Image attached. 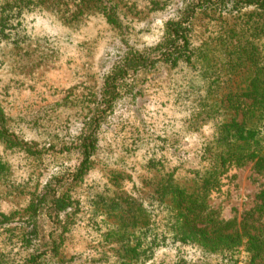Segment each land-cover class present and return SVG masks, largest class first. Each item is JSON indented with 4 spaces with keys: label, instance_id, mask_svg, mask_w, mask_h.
<instances>
[{
    "label": "rangeland",
    "instance_id": "rangeland-1",
    "mask_svg": "<svg viewBox=\"0 0 264 264\" xmlns=\"http://www.w3.org/2000/svg\"><path fill=\"white\" fill-rule=\"evenodd\" d=\"M113 1L119 22L108 21L96 0L15 3L18 7L23 2L26 7L9 22V34L0 32V104L14 128L37 147L49 141L73 140L81 122L92 113L102 76L113 59L127 44L142 47L155 43L163 21L173 17L182 0ZM254 18L261 45L259 58L264 62V20ZM247 19L217 23L212 14L198 15L191 27L190 62L158 65L130 78L131 86L120 94L100 125L89 171L62 190L71 209L62 226L57 264L117 263V245L107 237V231L118 218L108 205L126 199L127 193L150 194L152 173L142 167L141 155L161 147L163 139L180 133L177 141L164 144L174 153L169 165L182 162L180 178L205 165L201 150L212 138L216 124L208 121L188 128V120L201 110L205 89L221 79L223 85L229 76L214 84V65L206 67L203 56L206 53L214 63L221 53L219 36ZM228 84L237 95L244 85L238 74L232 75ZM237 119H241L240 112ZM255 161L227 166L209 190L207 203L217 212V219L233 220L236 228L244 226L263 234L264 204L258 194L264 188V172L257 171ZM57 166V159L47 154L29 155L19 145L0 139V264H25L28 251L20 241L24 233L20 220ZM133 167L134 172L129 170ZM191 254L190 264H217L210 255L199 258L196 251ZM248 258L243 255L240 264H249ZM255 263L264 264V254ZM146 264L173 263L170 252L161 250Z\"/></svg>",
    "mask_w": 264,
    "mask_h": 264
},
{
    "label": "trees",
    "instance_id": "trees-1",
    "mask_svg": "<svg viewBox=\"0 0 264 264\" xmlns=\"http://www.w3.org/2000/svg\"><path fill=\"white\" fill-rule=\"evenodd\" d=\"M18 1L0 4L2 35L7 31L9 34V24L26 7L23 2L17 7ZM96 1L108 21L119 22L113 0ZM203 13L212 14L217 23L248 17L242 26L225 30L219 36L222 38L217 45L221 53L214 57V63L206 53L203 56L206 67L214 65V84L222 76H229L230 80L238 74L244 85L238 95L232 93L227 79L223 85L221 79L214 87L208 86L201 110L190 115L188 128H198L208 121L216 124L212 138L201 150L205 162L201 169H190L180 178L182 162L169 165L174 153L164 144L177 141L180 133L163 139L161 147L158 145L141 155L145 166L142 167L152 173L149 180L152 191L148 196L127 193L126 199L109 203L118 220L112 223L107 237L117 245L116 264H146L161 250L170 252L173 264H190L193 251L199 258L206 254L214 257L217 264H240L246 254L249 264H256L257 257L264 254V233L255 234L244 226L236 228L233 220L217 219V212L210 210L207 203L209 190L227 166L256 160L257 171L264 172V62L259 58L261 45L254 18L264 20V0H182L173 17L163 21L161 35L155 43L142 47L127 44L113 59L110 69L102 76L92 113L81 122L71 142L49 141L37 147L14 128L0 104V139L19 145L29 155L47 154L57 159L58 165L33 195L26 215L20 220L24 230L20 241L28 251L25 264H57L62 226L71 209V201L62 190L89 171L105 115L131 86L129 80L133 75L162 64L178 66L191 61V27ZM129 170L134 172L135 168ZM258 198L264 204V188Z\"/></svg>",
    "mask_w": 264,
    "mask_h": 264
}]
</instances>
